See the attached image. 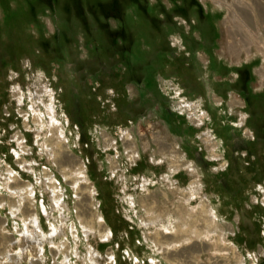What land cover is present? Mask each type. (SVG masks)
Masks as SVG:
<instances>
[{
	"label": "rangeland",
	"instance_id": "374dc122",
	"mask_svg": "<svg viewBox=\"0 0 264 264\" xmlns=\"http://www.w3.org/2000/svg\"><path fill=\"white\" fill-rule=\"evenodd\" d=\"M107 1L0 0V264H264V0Z\"/></svg>",
	"mask_w": 264,
	"mask_h": 264
},
{
	"label": "trees",
	"instance_id": "16d2710c",
	"mask_svg": "<svg viewBox=\"0 0 264 264\" xmlns=\"http://www.w3.org/2000/svg\"><path fill=\"white\" fill-rule=\"evenodd\" d=\"M109 1V2H108ZM107 1V4H106V7H108V8H110V10H115L116 11V8H117V3H116V1H114V0H108ZM131 3L134 5V6H136V7H138V8H141V0H132L131 1ZM189 5H191V7L193 8V6H195L192 2H190L189 3ZM102 7V6H101ZM116 7V8H115ZM176 7H179V9H180V7H182V3H180V4H178V6H176ZM104 9V8H103ZM164 10L166 11V9L164 8ZM195 14L197 15L196 17V19H197V22L199 23V22H202V14H200L199 15V13H197V12H195ZM200 16V17H199ZM115 18H116V20H118V23H120L119 25H120V28H114V29H112V30H109V31H115V32H117V33H114V32H110L111 34H114L115 35V37L118 39L117 41H118V43H124L125 41H127L125 38H126V36H125V32H126V29L124 28V25H125V27H126V24H128V22H131V21H133L134 22V24L137 22V24L138 23H140L139 21V19L138 20H136V19H134L133 20V17H131V18H127V22L124 24V25H122L121 24V19H119L118 18V16H114ZM135 17V16H134ZM136 18V17H135ZM204 18V17H203ZM123 23V22H122ZM172 24V23H171ZM171 24H169L170 26H171ZM121 26H122V28H121ZM210 29H212L213 30V27L211 26V28ZM203 30V29H202ZM212 30H210L209 32H208V34L212 31ZM202 33H203V35H204V30L202 31ZM146 36H149V35H146ZM209 36V35H208ZM209 38L207 37V42H205L204 41V38H203V41L206 43V44H208V43H210V42H208V41H210V40H208ZM148 40H149V42H147L148 44H150L151 43V45L152 46H154V42H153V39H149L148 38ZM212 40V39H211ZM204 44V43H203ZM119 45V44H118ZM158 45H155V47L157 48V51H160V49L157 47ZM120 50V52H127L128 54H129V56L128 57H125V65H127L128 63H129V61H130V58H132L133 56L136 58V59H140L141 60V62H142V64H145V65H149L148 64V62H147V64H146V61H144L143 59H144V55L143 56H139V55H137V51H138V49L137 48H135V49H133V47L132 48H122V49H119ZM133 53H135L134 55H133ZM223 66V65H222ZM224 67V66H223ZM224 69H225V71L227 70L228 71V68H226V67H224ZM243 80L245 81V85L247 84V78L245 77V78H243ZM246 87V86H245ZM252 131L253 132H255L256 134H257V130L255 129V128H253L252 129ZM257 136V135H256ZM254 137H255V135H254ZM241 139V140H240ZM240 139H236V140H234L233 141V146H232V150H233V153H235V156L236 157H239L241 160H243L244 162H246L247 163V165L249 166L248 168H250V166H251V163H253V162H259L258 164H259V166H258V168H256L255 170H253L252 169V173H251V177H252V179L255 181V182H257V181H260L263 177H264V141H263V144H262V149L258 152L256 149V145H255V138L254 139H252V140H249V139H247V138H240ZM241 150H243L244 152H245V154L243 155V156H241V155H239V152L241 151ZM250 170V169H249Z\"/></svg>",
	"mask_w": 264,
	"mask_h": 264
},
{
	"label": "built area",
	"instance_id": "2783aa9c",
	"mask_svg": "<svg viewBox=\"0 0 264 264\" xmlns=\"http://www.w3.org/2000/svg\"><path fill=\"white\" fill-rule=\"evenodd\" d=\"M10 85V83L8 84V86ZM11 87H12V85H10V88L8 89V90H12L11 89ZM11 97H12V92L9 94ZM24 100V99H23ZM16 101V100H15ZM23 102H21V104H22ZM20 104V103H19ZM19 104H17V105H19ZM204 119L206 118V114H204V117H203ZM204 123V122H203ZM30 130V129H29ZM25 131H27V130H25ZM23 141H25V139L23 138ZM10 153L14 156V153H13V149L12 150H10ZM240 154H244V151H240ZM15 157V156H14ZM177 172V170L175 171V173ZM174 173V174H175ZM262 186H264V182L261 184ZM263 188V191H264V187H262Z\"/></svg>",
	"mask_w": 264,
	"mask_h": 264
},
{
	"label": "crops",
	"instance_id": "0c3cea01",
	"mask_svg": "<svg viewBox=\"0 0 264 264\" xmlns=\"http://www.w3.org/2000/svg\"><path fill=\"white\" fill-rule=\"evenodd\" d=\"M244 120H243V118H242V121L241 122H243ZM25 132H29V131H25Z\"/></svg>",
	"mask_w": 264,
	"mask_h": 264
},
{
	"label": "bare ground",
	"instance_id": "6f19581e",
	"mask_svg": "<svg viewBox=\"0 0 264 264\" xmlns=\"http://www.w3.org/2000/svg\"><path fill=\"white\" fill-rule=\"evenodd\" d=\"M264 46V45H263ZM73 159V158H72ZM74 160V159H73ZM76 160V159H75ZM76 166H79V165H76Z\"/></svg>",
	"mask_w": 264,
	"mask_h": 264
}]
</instances>
